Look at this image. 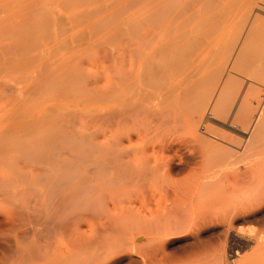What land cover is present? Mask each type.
<instances>
[{
    "label": "bare ground",
    "instance_id": "obj_1",
    "mask_svg": "<svg viewBox=\"0 0 264 264\" xmlns=\"http://www.w3.org/2000/svg\"><path fill=\"white\" fill-rule=\"evenodd\" d=\"M88 1V0H87ZM96 2H89L86 3L87 7H83L84 9H78L76 10V12H74V18L76 19L75 21L77 22V24H75V22H72L74 23L77 27H80L79 25L81 24L82 27H85L83 26L85 23L88 25H90V28L92 30V26L94 27V30H98L99 32H101V30H103L104 34L102 35L101 33L98 34V35H102V38H101V41L99 42L98 40V43L99 44H105V41L106 40H109V41H112V39L114 41H117L118 39L120 40V43L122 47V50L126 48V46H128L125 50L129 52L130 49H133V50H137L139 51V49H141V51L138 52V54H140V52H143L145 51V53L148 51V53L150 54V56L152 55L151 57V64L147 66V60H144L142 61L144 58H143V55H142V58H139L141 57V55L137 56V58H139V64L142 69V75H139L137 76V71H135L136 69L134 68V71H130V75L133 74V72L135 73L134 76L135 77V83L138 79V87L136 86L137 83L134 85L133 81L132 83H130V78L128 75H125L126 76V82H122L121 85L123 86L125 84V87L127 86V93L126 94V98H124V96L121 98L120 95L122 94H119L117 93V95L121 98V101L117 100L118 96H114V95H111V96H114L115 97V100L117 102H114V110H112L111 112L109 111V114L107 115L106 118H114V138H111L109 140L108 139H97V140H85L84 139V136L83 135H80L79 133H82L83 131L81 130H77V128L74 126V128H72V125L69 126L66 125L67 123H70L72 122V120L74 119V116H76L75 114L71 113L70 111L68 112V110H61V111H57V113L55 114V116H52V117H49L51 115H49L48 117V120L52 119L51 122L52 123H49L48 124L46 123V120L45 119H37L39 121H36L34 123H23L24 120L22 121L23 125L19 126V122H14V124H12L10 122V124L12 125H6L7 127H5L3 130L4 131H1L2 133H7L8 131H10L11 129H15L17 128L18 131L20 130V134H23V135H18V136H15L11 139H7L6 136L8 137V135H6L4 137V135H1L0 137V264H4V259L7 258V260L5 259V262L8 261V259L10 258L11 262H7V264H29V262H26L28 260H30V263L33 262H38L41 261L39 264H98L99 260H104V257L106 258V250L108 249L107 251V254L110 253L111 251H109L110 249L112 250V246L116 247V241H118L116 238H118L117 236H120L122 233H123V230L127 227L125 226V224H128L126 221L124 222L125 224H122L123 222L121 220H123L122 218H124L125 215H123L121 213L120 215V221L116 218V214H119L118 212V205L120 206V203L117 204V187L119 186V189H121V186L125 187L126 186V183H129V184H132L131 182H133L132 180H134L133 184L134 187L135 185L137 184L136 182L140 179H145L146 181H150V178L153 179L155 177L156 179V175L158 176V172L156 173V171H159L161 169V167L163 166L164 167V172L165 173H169L171 171H178V172H181V167H180V163L181 162L180 160L177 162L175 160H172V159H166V160H163V161H158V159H154V160H150L149 156L145 155L144 153V146L146 144V142L149 141V135H151V129L155 128V127H159V126H162V125H165V124H173L175 123V126L176 124H179V121H185V125H187L189 128H193V124L195 122V119L200 116L203 108H204V105H205V102L207 100V94L206 95V90H203L201 87L202 85H205L203 82H204V77H203V80L200 78L199 76V70L200 69V63H199V55H200V48L201 46L203 45L202 43L205 42V40L202 42L201 40V35H203V31H202V34H197L196 33L198 32L199 30V27L200 25H202L204 22H206V20L209 22V24L211 26L214 25V28L211 27L212 31L215 29V26H216V29H217V25L221 28L220 31H222L223 33V29L226 28L227 31H229V29L231 28V26H233L234 24V20L236 21V19H234V17H236L237 14H240L239 15V18L241 17V20L242 18L245 17V20L247 18V20L250 18L251 14H247L246 16V13L247 12V9L251 3L252 0H140L139 1H135V0H129V1H126L127 2V6H129L131 4V8H130V14H128L130 19H129V22L127 21V19L125 18L124 21H127L128 23L126 24H120L118 22V12H120L121 10L120 9H114V7H107V5H110L113 3V1L111 0H106V1H103L102 2H97V0H94ZM142 1V2H141ZM70 2V1H69ZM84 2V1H83ZM125 2V1H124ZM125 2V3H126ZM83 3V4H85ZM120 3V1H119ZM123 3V2H122ZM128 3H130L128 5ZM71 4V3H70ZM258 4V3H257ZM66 5V4H65ZM81 4H79L80 6ZM103 5H105L106 7H103ZM121 4H119L120 6ZM136 5V6H135ZM68 6V5H67ZM74 6V5H72ZM78 6V7H79ZM85 6V5H83ZM113 6H118V1L116 3V5H113ZM69 7V6H68ZM66 7V9L68 8ZM76 6V8H78ZM82 8V7H81ZM73 9V8H72ZM256 9L260 12H263L264 13V5H259L256 7ZM42 10V9H41ZM52 10V9H50ZM47 11V10H46ZM45 11V12H46ZM64 11V10H63ZM68 11V10H67ZM73 11V10H72ZM74 11H75V7H74ZM239 12V13H238ZM42 13V12H41ZM68 13H72V12H68ZM66 13V14H68ZM126 13V12H125ZM51 14V13H50ZM47 15V14H46ZM73 13L69 14L70 17H72ZM68 16V17H69ZM238 16V15H237ZM28 17V16H27ZM69 17V18H70ZM128 17V16H127ZM22 18V17H21ZM11 19H14V18H11ZM72 19V18H71ZM121 19V18H119ZM15 20V19H14ZM50 19H48L49 21ZM240 20V21H241ZM246 20V21H247ZM251 20V19H250ZM249 20V21H250ZM19 21V20H18ZM22 21V19H21ZM56 21V20H55ZM74 21V20H72ZM252 21V20H251ZM38 22V21H37ZM45 22V21H44ZM43 22V23H44ZM59 22V21H58ZM85 22V23H84ZM238 22H239V19H238ZM243 22V21H242ZM28 23V22H27ZM32 23V22H31ZM30 23V24H31ZM42 23V22H41ZM46 23V22H45ZM52 23V22H51ZM117 23H119L114 29V25H116ZM237 23V22H236ZM235 23V24H236ZM253 23V22H252ZM13 24V23H11ZM20 24V22H19ZM48 24V23H47ZM245 24V23H244ZM251 24V23H250ZM259 24V23H258ZM41 25V24H40ZM49 25V24H48ZM59 25H61L59 23ZM208 25V24H207ZM206 25V27H207ZM241 25V24H240ZM249 25V24H248ZM260 25V24H259ZM10 26V25H9ZM39 26V24L37 25ZM37 26H35L34 28H36ZM45 26V25H44ZM74 26V25H72ZM204 26V25H203ZM236 26V25H235ZM261 28L256 31L255 33H253L251 31L250 34H252L256 37L260 36L261 39H258L260 42L259 46L256 45V50H257V55H255V58H253V55L255 54V52L250 49V51L252 50L254 53L253 54H250L248 52L249 48L245 46V48L243 50H240L241 49V46H243V44H246L245 42L242 43V45L239 44L238 42V39H236L234 42L231 41V43H229V50H230V53H232V51H234V53L236 52V56L234 58V64L236 67L238 68H248L250 67L249 69H251V67H255V66H260V68L262 69V71H264V20L263 22L261 23ZM17 27V26H16ZM118 27H121V29H119ZM205 27V26H204ZM209 27V25H208ZM229 27V28H228ZM234 27V26H233ZM9 28V27H8ZM86 28V27H85ZM96 28V29H95ZM202 27H200L201 29ZM249 28V27H248ZM256 28V27H255ZM259 28V26L257 25V29ZM5 29V28H4ZM33 29V28H32ZM40 30L42 28H39ZM38 29V30H39ZM58 29V28H57ZM60 29V28H59ZM73 29V28H72ZM78 29V28H76ZM81 29V28H80ZM79 29V30H80ZM89 29V27L87 28ZM124 29H127V30H124ZM215 29V30H216ZM6 30V29H5ZM35 30V29H34ZM39 30V31H40ZM75 30V29H74ZM77 30V31H79ZM93 30V31H94ZM207 31H205V28H204V34H208V30L209 29H206ZM219 30V29H218ZM216 30V31H218ZM233 30V28H232ZM248 30V29H247ZM201 31V30H199ZM211 31V30H210ZM220 31H218L219 34ZM227 31H225V33H227ZM241 31V30H240ZM239 31V33H240ZM3 32V31H2ZM5 32V31H4ZM31 32V31H30ZM32 32H35L36 33V30L35 31H32ZM73 32V31H72ZM72 32H71V36H72ZM90 34L92 31H90ZM96 32V31H95ZM234 32V30H233ZM250 32V31H249ZM6 33V32H5ZM20 33V32H19ZM26 33V32H25ZM40 33V32H39ZM38 33V34H39ZM45 33V32H44ZM94 33V32H93ZM92 33V34H93ZM217 33V32H216ZM217 33V34H218ZM223 33V34H225ZM238 33V34H239ZM13 34V33H12ZM37 34V35H38ZM42 34V33H41ZM47 34V31L46 33ZM64 38L63 40H68V38L70 37V34L67 33V32H64ZM75 34V33H73ZM81 34H82V31H81ZM87 34V33H86ZM89 34V35H90ZM210 34V33H209ZM213 34V33H212ZM230 34V33H229ZM228 34V35H229ZM232 34V33H231ZM249 34V33H248ZM27 35L29 36V31L27 32ZM49 35V34H48ZM47 35V36H48ZM95 35V34H94ZM96 34V36H98ZM234 35V34H233ZM1 36V35H0ZM13 36V35H12ZM31 36V34H30ZM29 36V37H30ZM41 36V35H40ZM44 36V34L42 35ZM83 36V34H82ZM91 36V35H90ZM199 36L200 37V43L198 41L197 37ZM205 36V35H203ZM218 36V35H217ZM221 36V35H220ZM223 36V35H222ZM231 36V35H230ZM251 36V35H250ZM10 37V36H9ZM32 37V36H31ZM61 37V36H59ZM76 37V36H75ZM79 37V36H78ZM86 37V36H85ZM83 37V38H85ZM99 37V36H98ZM129 37V41H125V43H128L127 45L124 44L125 46H123V39L124 38H128ZM210 37V36H209ZM213 37V36H211ZM252 37V36H251ZM259 37V38H260ZM17 37H15V41L18 43V46L14 47L15 49L18 48L20 45L19 43L21 42V39L19 40V42L16 40ZM46 38V37H45ZM62 38V37H61ZM73 38V37H72ZM82 38V37H81ZM92 38H93V35H92ZM92 38H89L90 40ZM95 38V37H94ZM224 39V37H222ZM254 38V37H253ZM2 39V38H1ZM44 39V38H43ZM52 39V38H51ZM87 39V37H86ZM117 39V40H115ZM122 39V40H121ZM208 39V38H207ZM250 39V37H249ZM252 39V38H251ZM256 39V38H255ZM37 42H38V39H36ZM49 40V39H48ZM85 40V39H84ZM96 40V39H95ZM96 40V41H97ZM118 40V41H119ZM228 40V39H227ZM58 41V40H57ZM61 41V39H60ZM65 41H63L65 43ZM78 41V40H77ZM76 41V42H77ZM214 41V39L212 40ZM25 42H26V39H25ZM23 42V43H25ZM34 42V41H33ZM59 42V41H58ZM79 42V41H78ZM88 42V41H87ZM132 42V43H131ZM147 42V43H146ZM208 42V41H207ZM206 42V43H207ZM218 42V40H217ZM35 43V42H34ZM39 43V42H38ZM49 43V42H48ZM82 43V42H81ZM107 43V42H106ZM115 43V42H114ZM112 42V46H116ZM119 43V44H120ZM145 43V44H144ZM241 43V42H240ZM36 44V43H35ZM41 44V43H40ZM53 44V43H52ZM58 44V43H57ZM61 44V43H60ZM67 46L69 45L67 42L62 46ZM109 44V43H108ZM118 44V43H117ZM135 44V46H134ZM144 44V45H143ZM151 45V46H148V45ZM202 44V45H201ZM219 44V43H217ZM256 44V43H254ZM253 44V45H254ZM3 45V44H2ZM15 44L11 45V48H13L12 46H14ZM23 45V44H22ZM21 45V46H22ZM111 45V44H110ZM205 45V44H204ZM204 45L202 47H204ZM210 45V44H209ZM212 45V44H211ZM240 45V47H239ZM252 45V46H253ZM5 46V45H4ZM26 45H24V48H25ZM39 46V45H38ZM53 46V45H52ZM58 46V45H57ZM68 49H70L71 45L69 47H67ZM73 46V44H72ZM76 46V43L75 45ZM71 47L70 50H61V51H67L68 53L70 52L71 54H74L75 51H72L74 48ZM77 46H80V43L79 45L77 44ZM109 46V45H107ZM119 50H121V47ZM133 46V48H132ZM144 46H148L147 49L146 47ZM10 47V46H9ZM29 47V46H28ZM88 47V46H87ZM91 49H92V45L90 46ZM89 47V48H90ZM96 47V46H95ZM102 47V46H101ZM111 47V46H110ZM124 47V48H123ZM137 47H139V49H137ZM143 47L145 48L144 51H142ZM238 47L240 49H238ZM251 47V46H250ZM8 47L4 48V50L6 51ZM13 48V50H14ZM36 48V47H35ZM33 49L34 51L36 49ZM46 48V47H45ZM84 48V46H83ZM104 48V47H103ZM102 48V49H103ZM117 48V47H116ZM129 48V49H128ZM136 48V49H134ZM220 48V47H219ZM2 49V48H1ZM10 49V48H9ZM7 50V52H11L10 50ZM28 49V48H27ZM65 49V48H64ZM88 49V48H87ZM95 49V48H93ZM101 49V48H100ZM150 49V50H149ZM202 49V48H201ZM238 49V51H237ZM32 49H30L28 52H33ZM46 50V49H45ZM90 50V49H89ZM96 50V49H95ZM147 50V51H146ZM3 51V53L5 52ZM50 51V50H49ZM86 51V50H84ZM98 51V49H97ZM104 52H106L105 50H103ZM110 51V50H109ZM135 51V52H137ZM150 51V52H149ZM227 51V50H226ZM251 51V52H252ZM16 52V50H15ZM20 51L16 52V53H19ZM27 52V54H28ZM37 52V51H35ZM40 52V51H39ZM52 52V51H51ZM59 52V51H58ZM78 52V51H77ZM76 52V53H77ZM80 52V51H79ZM128 52H125L124 50L121 52V53H127ZM135 52H132V50L129 52L130 53H135ZM6 53V52H5ZM14 53V51H13ZM42 53V52H40ZM50 53V52H49ZM67 53V54H68ZM75 53V54H76ZM82 53V51L80 52ZM89 53V52H88ZM147 53V54H148ZM12 54V53H11ZM9 53V55H11ZM21 54V53H20ZM26 54V53H24ZM26 54V55H27ZM34 54V52H33ZM43 54V53H42ZM66 54V53H65ZM66 54V55H67ZM70 54V55H71ZM78 54V53H77ZM84 54V53H83ZM86 54V53H85ZM113 54V53H112ZM123 54H121L123 56ZM142 54V53H141ZM146 54V55H147ZM210 54V53H209ZM233 54V53H232ZM8 55V54H7ZM19 55V54H18ZM23 55V54H22ZM47 55V54H46ZM56 55V54H55ZM60 55V54H59ZM68 56V58L72 57L71 56ZM80 55V54H79ZM91 54H89L90 56ZM106 55V54H105ZM108 55V54H107ZM119 55V54H118ZM120 55V56H121ZM125 55V56H126ZM135 55V54H134ZM252 55V57H251ZM12 56V55H11ZM25 56V55H24ZM29 56V55H28ZM27 56V57H28ZM32 56V55H31ZM40 56V55H39ZM87 56V57H89ZM99 56V55H98ZM102 56V55H100ZM110 56V55H109ZM211 56V55H210ZM209 56V57H210ZM223 56V55H222ZM234 56V55H233ZM42 57V55H41ZM55 57H58V56H55ZM75 57V56H74ZM85 57V55H84ZM104 57V56H103ZM2 58V57H1ZM20 58V57H19ZM18 58V61H20ZM22 58V57H21ZM26 58V57H25ZM32 58V57H31ZM30 58V61H32V59ZM38 58V57H37ZM40 58V57H39ZM51 58V57H50ZM64 58V57H62ZM61 58V59H62ZM77 58V57H76ZM222 58V57H221ZM227 58V57H226ZM12 59V57H11ZM13 59L14 56H13ZM17 59V57H16ZM36 59V58H35ZM58 59V58H57ZM56 59V60H57ZM71 59V58H70ZM73 59V58H72ZM92 59V58H91ZM140 59H142L140 61ZM224 59V58H223ZM46 59L44 58V61ZM78 60V59H77ZM76 60V61H77ZM122 60V59H120ZM208 60V59H207ZM217 60V58H216ZM11 61V60H10ZM22 61H23V58H22ZM24 61H26L24 59ZM49 61V60H47ZM47 61L45 62L46 63V66H47ZM63 61V60H62ZM65 61V60H64ZM70 61V60H69ZM68 61V62H69ZM73 61V60H72ZM95 61V60H94ZM211 61V60H210ZM12 62V61H11ZM16 62V60H15ZM15 62H12V64H14ZM67 62V60H66ZM65 64H68V62ZM118 62V61H116ZM145 62V63H143ZM202 62V61H201ZM19 64H23L25 62H17ZM28 64V67L30 66L29 65V62L27 61ZM33 62H31L32 64ZM35 63V61H34ZM37 63V61H36ZM44 63V62H43ZM50 63V62H49ZM61 63V66H64L62 65L63 63L58 61V64ZM105 63V62H104ZM214 63V62H213ZM221 63V62H220ZM219 63V64H220ZM11 64V63H10ZM53 64V63H52ZM56 64V65H58ZM75 64H77V62H75ZM73 64V66L75 65ZM118 64V63H117ZM146 67H145V65ZM205 64H206V61H205ZM212 64V63H211ZM223 64V63H222ZM24 65V64H23ZM22 65V66H23ZM25 65V66H26ZM39 65V63H38ZM70 64H68L69 66ZM77 66V65H76ZM75 66V67H76ZM113 66V64H112ZM207 66V65H206ZM2 67V66H1ZM19 67V66H18ZM17 67V68H18ZM35 67V66H34ZM39 67V66H38ZM44 67V65H43ZM42 67V68H43ZM50 67L51 64H50ZM65 68L66 65L64 66ZM94 67V66H93ZM119 67V66H118ZM150 67V68H149ZM22 67H20V70H21ZM24 68V67H23ZM27 68V66H26ZM26 68H24L25 72L26 73ZM48 68V66H47ZM58 68V71L62 68H60V65L57 67ZM137 68V67H136ZM204 68H206L204 66ZM7 69V68H6ZM12 69V67H11ZM15 69V68H14ZM30 69V68H29ZM44 69V68H43ZM52 69V68H50ZM55 68L53 67V70ZM144 69V70H143ZM146 69V70H145ZM212 69V68H211ZM23 70V69H22ZM40 70V72L42 71V73L44 72L41 68L38 69V71ZM65 70L64 71V74H69V73H65L67 72L68 70L70 71L69 68L67 69H63ZM62 70V72H63ZM67 70V71H66ZM75 70H77V68H75ZM133 70V69H132ZM148 70V71H147ZM213 70V69H212ZM242 70V69H241ZM252 70V69H251ZM18 71V70H17ZM29 71V70H27ZM37 71V72H38ZM47 71H50L49 69ZM61 71V70H60ZM59 71V72H60ZM122 71V70H121ZM218 70H216L215 72L217 73ZM20 72V71H19ZM23 72V71H21ZM53 72V71H52ZM51 72V73H52ZM55 72V71H54ZM111 72V71H110ZM207 72V71H206ZM210 72V71H209ZM220 74H221V71H219ZM11 73V72H9ZM35 73V72H34ZM33 73V74H34ZM78 73V72H77ZM115 73V72H114ZM132 73V74H131ZM17 74V73H16ZM21 74V73H20ZM19 74V75H20ZM28 73H26L25 75H27ZM31 74V72H30ZM71 74V73H70ZM69 74V76H70ZM76 74V73H75ZM212 75V73H210ZM219 74V75H220ZM227 74V73H226ZM23 75V73H22ZM46 75H50V73H47ZM58 75V74H56ZM61 75L60 77L58 76V78H62L64 75H62L61 73L59 74ZM66 75L64 76V78H62L63 80L67 79L65 78ZM81 75V73L79 74ZM86 75V74H84ZM93 75V73H92ZM95 75V74H94ZM123 75V74H122ZM121 77H124L125 79V76H122ZM203 75V74H202ZM208 75V74H207ZM215 75V73H214ZM213 75V76H214ZM222 75V74H221ZM51 76H53L51 74ZM71 76H74L75 75H71ZM90 76V75H89ZM111 76V75H110ZM118 76V74L116 75ZM120 76V75H119ZM127 76L129 78V80H127ZM131 76V78L133 79V77ZM227 76V75H226ZM20 78L21 77H26V76H19ZM29 77V76H28ZM32 77V76H30ZM37 77V76H36ZM41 77V76H40ZM48 77V76H47ZM55 77V76H54ZM57 77V76H56ZM78 77V75H77ZM75 77V78H77ZM95 76H93L94 78ZM211 77V76H209ZM43 78V77H42ZM71 79V77H69ZM73 78V77H72ZM79 78V77H78ZM92 78V77H91ZM234 78V77H233ZM236 78V76H235ZM25 79V78H24ZM28 79V78H27ZM41 78H39L38 80H40ZM56 79V78H55ZM80 81L82 82V86L83 84H89L88 82H85V79L84 81H82L83 77L81 76V78H79ZM114 79V78H113ZM115 79H120V77L116 78ZM17 80V79H16ZM31 80V78H30ZM42 80V79H41ZM46 82H47V79H45ZM58 80V79H57ZM62 80V81H63ZM96 80V79H95ZM206 80V79H205ZM228 80V79H227ZM230 80V79H229ZM20 81V80H19ZM34 81V80H33ZM37 81V80H36ZM53 81V80H52ZM59 81V80H58ZM61 81V82H62ZM67 81L69 82L70 80L67 79ZM71 81H74V79H72ZM77 81V80H76ZM75 81V83H76ZM79 81V82H80ZM86 81H89V80H86ZM105 81V80H104ZM117 81V80H116ZM114 81V83L116 82ZM120 81V80H119ZM129 82L130 85H127V83ZM203 81V82H202ZM226 81V80H225ZM240 81V80H239ZM13 82V81H12ZM17 82V81H16ZM15 82V83H16ZM25 82V81H24ZM43 82V81H42ZM55 82V81H53ZM64 82V81H63ZM62 82V84H63ZM78 82V81H77ZM112 82V81H111ZM118 82V81H117ZM224 82V81H223ZM1 83V82H0ZM14 83V84H15ZM22 83V81H21ZM20 83V85H21ZM40 83V82H39ZM45 84V82H43ZM67 83V82H66ZM70 83V82H69ZM74 83V82H72ZM74 83V84H75ZM95 83V82H94ZM124 83V84H123ZM208 83V82H207ZM211 83V82H210ZM225 83V82H224ZM232 83V82H231ZM2 84V83H1ZM4 84V83H3ZM12 84V85H14ZM17 84V83H16ZM15 84V85H16ZM33 84V82H32ZM38 84V83H37ZM41 84V83H40ZM73 84V85H74ZM111 84V83H110ZM109 84V85H110ZM113 84V82H112ZM132 84V85H131ZM223 84V83H222ZM229 84V83H228ZM10 85V84H8ZM11 85V86H12ZM24 85V84H22ZM30 85V84H29ZM27 86V89H30L31 87L30 86ZM48 85V83H47ZM51 85V84H50ZM66 84H64L63 88L65 87ZM68 85V84H67ZM66 85V86H67ZM72 85V84H71ZM71 85L69 84L68 85V88L70 89L71 88ZM72 85V86H73ZM76 85L80 86V84L76 83ZM75 85V86H76ZM91 85V84H90ZM93 85V84H92ZM120 85V86H121ZM213 85V84H212ZM5 86V85H4ZM7 86V84H6ZM42 86V84H41ZM81 86V87H82ZM88 87V85H85ZM113 86V85H112ZM115 86L117 87V85L115 84ZM131 86V87H130ZM230 86V85H229ZM10 87V86H9ZM8 87V88H9ZM20 87H23V86H20ZM30 87V88H29ZM33 87V86H32ZM48 87V86H47ZM46 87V88H47ZM55 87V86H54ZM80 87V88H81ZM131 89H130V88ZM138 91V89H144L145 87L148 89V91L145 89L143 90V92H136L134 93V90H133V95L135 96L134 100H130V98L133 99V95L132 93H130L129 91H132V89H134ZM212 87V86H211ZM222 87V86H221ZM224 87V86H223ZM236 87V86H235ZM1 88V87H0ZM19 88V86H18ZM16 89V90H19V89ZM56 88V87H55ZM58 88L61 89V87L59 86ZM73 88V87H72ZM78 88V87H76ZM75 88V89H76ZM84 88V87H82ZM81 88V90H82ZM89 88V87H88ZM108 88V87H107ZM12 89L13 91V88H10ZM24 89V88H23ZM26 90V93H28L27 91L29 90ZM35 89H37L35 87ZM39 89V88H38ZM41 89V88H40ZM45 89V87L43 88V90ZM49 89V88H48ZM52 88H50L51 90ZM58 89V90H60ZM87 88H84V90H86ZM111 89V88H110ZM114 89L116 90L117 88L114 87ZM119 90H122V91H126V88H123V89H120V87H118ZM208 89V88H206ZM230 89V88H229ZM232 90H234L233 88H231ZM236 89V88H235ZM6 90V89H5ZM8 90V89H7ZM24 90V91H25ZM47 90V89H46ZM45 90V91H46ZM62 90V89H61ZM67 90V89H66ZM73 90V89H71ZM77 90V89H76ZM79 90V89H78ZM77 92H80V93H83V91L81 92L80 90ZM88 90V89H87ZM86 90V91H87ZM101 90V89H100ZM99 90V91H100ZM104 90V89H103ZM109 89L105 90V91H108ZM211 90V89H209ZM227 90V89H226ZM3 91V89H2ZM22 91V90H21ZM21 91H14V92H19L17 93L18 95L22 94ZM32 91V89L30 90ZM34 91V90H33ZM69 91V90H68ZM67 91V92H68ZM91 91V90H89ZM96 91V89H95ZM223 91V90H222ZM4 92V91H3ZM21 92V93H20ZM50 92V91H49ZM53 92V91H52ZM76 92V91H75ZM85 92V91H84ZM115 92V91H113ZM157 93V94H154L155 95V99L157 100L158 99V102L160 103V100L163 101L164 99V104H166V107H165V113L164 114H157V117L159 115V117L157 118L156 113H153L152 111L155 110V109H152L150 110L151 108V104L147 103V102H151V100L147 101V97L149 96V98L152 99L153 101V98L150 96V94L148 93ZM209 92V91H208ZM230 92V91H229ZM226 93V94H229ZM7 93V92H6ZM5 93V94H6ZM12 92H10L11 94ZM24 93V92H23ZM31 93V92H30ZM29 93V94H30ZM51 93V92H50ZM61 91L58 93L60 94ZM66 93V91H65ZM64 93V94H65ZM73 93V91H72ZM88 93V92H87ZM96 93V92H95ZM93 93V94H95ZM100 93V92H99ZM111 93V92H110ZM116 93V92H115ZM129 93V94H128ZM16 94V93H15ZM14 94V95H15ZM16 94V95H17ZM49 94V93H48ZM63 94V93H62ZM63 94V96H64ZM78 94V93H77ZM84 94V93H83ZM86 94V93H85ZM105 94V93H104ZM109 94V93H108ZM113 94V93H112ZM128 94V95H127ZM137 94V96H136ZM160 97H159V95ZM221 94V92H220ZM232 94V93H231ZM2 95V94H1ZM15 95V96H16ZM23 95V94H22ZM52 96L54 95V92L51 94ZM57 95V94H55ZM76 95V93H75ZM82 95V94H80ZM89 96V93L86 94ZM90 95H92L90 93ZM132 95V96H131ZM152 95V96H154ZM158 95V96H157ZM14 96V97H15ZM26 96H29V95H26ZM30 96L32 97L33 95L30 94ZM50 96V95H49ZM51 96V97H52ZM62 96V95H61ZM70 96L71 93H70ZM74 96V95H73ZM97 96V94H96ZM95 96V97H96ZM129 96V97H127ZM211 96V95H210ZM225 96V95H224ZM228 96V95H227ZM25 97V96H23ZM50 97V98H51ZM69 97V96H68ZM77 97H79V94L77 95ZM83 97V96H82ZM101 97V95H100ZM222 97V96H221ZM231 97V96H230ZM233 97V96H232ZM22 98V97H21ZM29 98V97H28ZM33 98V97H32ZM57 98H60L56 97ZM62 98V97H61ZM84 98V97H83ZM90 98H94L93 96H91ZM218 98V97H216ZM223 98V97H222ZM229 98V97H228ZM11 99V98H10ZM24 99V98H23ZM27 99V98H26ZM37 99V98H36ZM35 99V103H37V100ZM78 99V98H77ZM81 99V98H80ZM96 99V98H95ZM99 99V97H98ZM125 99V100H124ZM129 99V100H127ZM220 99V97L218 98ZM22 100V99H20ZM25 100V99H24ZM48 102L50 101V99H48ZM46 100V101H47ZM68 100V98H67ZM71 100L73 101V97L71 98ZM85 100V98H84ZM92 100V99H90ZM146 100V101H145ZM209 100V99H208ZM208 100H207V103H208ZM217 100V99H216ZM230 100V99H229ZM233 100V99H232ZM244 100V99H243ZM13 101V98L11 99V102ZM29 101V100H28ZM51 101H53V99H51ZM83 101V99L81 100ZM89 101V99H88ZM93 101V100H92ZM91 101V102H92ZM96 101V100H95ZM112 101V100H111ZM155 101V100H154ZM222 101V100H221ZM34 102V100H33ZM42 102V101H40ZM70 102V101H69ZM76 102V101H75ZM90 102V101H89ZM90 102V103H91ZM94 102V101H93ZM98 102V101H97ZM95 102V103H97ZM217 102V101H216ZM229 102V101H228ZM16 105H17V102H15ZM34 103V105H35ZM83 103V102H82ZM87 103V102H86ZM89 103V104H90ZM112 103V102H111ZM153 103V102H152ZM163 102H161L162 104ZM233 103V102H232ZM21 104V103H20ZM24 104V103H23ZM41 104V103H39ZM59 104V103H58ZM85 104V102L83 103ZM148 104L150 106H148ZM14 105V104H12ZM62 105V104H61ZM87 105V104H85ZM93 105V104H92ZM23 106V105H22ZM59 106L60 108V105H55V107ZM77 106V105H76ZM95 106V105H94ZM3 107V105H2ZM12 107V106H11ZM15 107H18V106H15ZM25 107V106H24ZM28 107V106H27ZM47 109H48V106H46ZM45 107V108H46ZM51 107V106H49ZM55 107L54 108H51L52 110H55ZM88 107V106H87ZM156 107V106H155ZM161 109L160 110H163L162 107L163 105H160ZM159 107V108H160ZM20 108V107H19ZM38 108V107H37ZM58 108V107H57ZM86 108V107H84ZM90 110L92 109L91 106L89 107ZM218 108V107H217ZM251 108V106H250ZM14 109V108H13ZM24 109V108H23ZM27 108H25L24 110H26ZM28 109H31V105H30V108ZM33 109V108H32ZM50 109V110H51ZM63 109V108H62ZM94 109V108H93ZM158 109V108H157ZM219 109V108H218ZM18 110V109H16ZM22 110V109H21ZM23 110V111H24ZM58 110V109H57ZM74 110V109H73ZM105 110V109H104ZM107 110V109H106ZM109 110V109H108ZM222 110V108H221ZM220 110V111H221ZM257 110V109H256ZM20 111V110H19ZM32 110H30L31 112ZM49 111V109H48ZM75 113L77 110H74ZM82 111V110H81ZM80 111V112H81ZM86 112V110L84 109L83 112ZM157 111V110H156ZM155 111V112H156ZM223 111V110H222ZM247 111V110H246ZM251 111V110H250ZM255 111V110H254ZM9 112V111H8ZM14 112V111H13ZM16 112V111H15ZM28 112V111H27ZM26 112V113H27ZM46 112V111H44ZM56 112V111H55ZM84 112V113H85ZM93 112V111H92ZM103 112V111H102ZM158 112V111H157ZM219 112V111H218ZM238 112V111H237ZM12 113V112H10ZM25 113V112H23ZM29 113V112H28ZM28 113H27V116H28ZM47 113V112H46ZM45 113V114H46ZM90 113V112H89ZM88 111L87 113L85 114H89ZM106 113V112H105ZM9 114V113H8ZM7 114V117H9ZM16 114L15 116H17V113H14ZM22 114V113H21ZM21 114H19L20 116L19 117H22ZM44 114V113H42ZM48 114V113H47ZM77 114H79V112L77 111ZM98 114V113H97ZM10 115V114H9ZM13 115V114H12ZM11 115V116H12ZM23 116H25L26 114H22ZM82 115V114H81ZM89 115H92V114H89ZM95 115V114H94ZM30 116V115H29ZM28 116V117H29ZM47 116V115H45ZM87 116V115H85ZM93 116V115H92ZM97 116V115H96ZM95 116V117H96ZM3 117V116H1ZM0 117V121H2L3 119ZM4 117H6L4 115ZM6 117V118H7ZM33 117V115H32ZM88 117V116H87ZM85 117V118H87ZM91 117V116H90ZM89 117V118H90ZM241 117V116H240ZM26 118V117H25ZM34 118V117H33ZM98 118V117H97ZM195 118V119H194ZM10 119V118H9ZM12 119V118H11ZM10 119V121H11ZM30 119V118H28ZM5 120V118H4ZM14 121V119H12ZM47 120V121H48ZM76 120V119H74ZM94 119L92 118V121ZM98 120V119H97ZM96 120V121H97ZM104 120V119H103ZM112 120V119H111ZM248 120V118H247ZM260 120V119H259ZM258 120V121H259ZM18 121V120H17ZM34 121V120H33ZM45 121V122H44ZM91 121V123H92ZM100 121H102V119H100ZM98 121V123L100 122ZM256 121L255 125L254 126V130H252V132L250 134H252V136L250 137V141L252 144V141H257V138H258V135L256 134L257 130H261L264 125V121H260L258 122ZM4 122V121H3ZM42 122L46 123L47 124V128L45 130V126L44 128L41 126L42 125ZM55 124H54V123ZM87 122V121H86ZM90 122V121H88ZM107 122V121H106ZM110 122V121H109ZM178 122V123H176ZM5 123V122H4ZM54 125V126H50V128H48L49 125ZM100 124V123H99ZM98 124V125H99ZM3 125V124H2ZM66 125V126H65ZM109 125V124H108ZM112 125V123H111ZM184 125V124H183ZM244 125V124H243ZM1 126V124H0ZM86 126V125H85ZM104 126V124H103ZM187 126H185L187 128ZM42 127V128H40ZM79 127V126H78ZM174 127V126H173ZM182 127V126H181ZM261 127V129H260ZM37 128L39 129H42L44 130V134H39L38 136L37 135H32L31 132H33L34 130H37ZM76 128V129H75ZM81 128V127H80ZM160 128H163L164 129V126L160 127ZM190 128V129H191ZM245 128V127H244ZM1 129V128H0ZM16 129V130H17ZM71 129H73L71 132H69ZM82 129V128H81ZM184 129V127H183ZM188 129V128H187ZM190 129H189V132H190ZM76 132H75V131ZM155 131V129H153ZM152 130V131H153ZM157 130V129H156ZM161 130V129H160ZM180 130V129H178ZM192 130V129H191ZM210 130V129H209ZM13 131V130H11ZM31 131V132H30ZM67 131V132H66ZM153 131V132H154ZM14 132V131H13ZM42 132V131H41ZM69 132V133H68ZM157 133L159 132V129L158 131H156ZM260 132V131H259ZM15 133V132H14ZM39 133V132H38ZM156 133V134H157ZM213 133V132H212ZM12 134V133H11ZM17 134V132H16ZM31 134V135H30ZM86 134V133H84ZM95 137V135H93ZM165 136V135H164ZM186 136V134H185ZM8 137V138H9ZM203 136H201L202 138ZM263 137V136H262ZM98 138V136L96 137ZM7 139V140H5ZM188 139V138H187ZM260 140V139H259ZM202 141V140H201ZM225 141V140H224ZM248 140V142H250ZM258 143V142H256ZM193 144V142H192ZM259 144V143H258ZM203 145V143H202ZM207 145V144H206ZM246 145V143H245ZM247 145H249L247 143ZM252 145H255V144H252ZM114 146L116 148V152H117V156L116 154L114 155ZM182 146V145H181ZM208 146V145H207ZM256 146V145H255ZM131 147H137V148H142L140 150H137L138 152L135 153L133 156V158L130 160L128 159L127 161H123V158L122 156L125 155V149H130ZM209 147V146H208ZM261 147V145H260ZM205 148V147H204ZM226 149V148H224ZM246 149V148H244ZM167 150V149H166ZM208 150V149H207ZM127 151V150H126ZM201 151V150H200ZM203 151V150H202ZM260 151V150H259ZM115 152V153H116ZM191 152V151H190ZM92 153H99L97 155H100L101 158L99 159H93V157H91V154ZM162 153V152H161ZM172 154V151L170 152ZM169 153V154H170ZM139 154V155H137ZM191 154V153H190ZM198 154V153H197ZM202 154V153H201ZM208 154V153H207ZM214 155V154H213ZM227 155V154H226ZM94 156V154H93ZM200 156V155H199ZM208 156V155H207ZM205 156V157H207ZM228 156V155H227ZM250 156V155H249ZM209 157V156H208ZM226 157V156H225ZM210 158V157H209ZM217 158V157H216ZM165 159V158H164ZM207 159V158H206ZM135 161V163L137 162V160H142V161H145V165L146 166H143V167H132L130 164V161ZM214 160V159H213ZM212 160V161H213ZM220 160V159H219ZM248 160V159H247ZM261 160V159H260ZM208 161V159H207ZM222 161V160H221ZM226 161V160H225ZM134 163V164H135ZM141 163V161H140ZM209 163V162H207ZM221 163V162H220ZM210 164V163H209ZM216 164V163H214ZM213 165V164H212ZM264 164L260 163V166L263 167ZM184 166V164H183ZM211 168V167H210ZM214 168V166H213ZM255 169V168H254ZM183 170V169H182ZM208 170V168H207ZM216 170V169H215ZM263 170L264 168L260 169V171L262 172V175L264 174L263 173ZM177 172V173H178ZM254 172V171H253ZM261 175V174H260ZM160 176V175H159ZM190 176V179L194 176L192 175H188ZM192 176V177H191ZM198 177V175H196ZM264 176V175H263ZM262 176V177H263ZM161 177V176H160ZM158 177V178H160ZM197 177H195V180L197 179ZM207 177V176H205ZM204 177V178H205ZM157 178V179H158ZM200 178V177H199ZM162 179V178H161ZM194 180V178H193ZM131 181V182H129ZM136 181V182H135ZM159 181V180H158ZM157 181V182H158ZM190 181V180H189ZM199 181V180H198ZM197 181V182H198ZM209 181V180H208ZM157 182L155 181V185H157ZM162 181H160L159 183H161ZM185 182V181H184ZM206 182V181H205ZM211 185V181H209ZM145 183V182H144ZM154 183V181H153ZM193 185L196 184V181H192ZM189 184L190 186L192 185ZM201 183V182H200ZM204 183V182H203ZM201 183V184H203ZM125 184V185H124ZM129 184H127L129 186ZM139 184V183H138ZM138 184L136 185V187L138 186ZM150 184V182H149ZM187 184V182H186ZM184 184V185H186ZM247 184L246 183V186L245 188L249 191V190H253L254 187H256L255 183L253 182V187H250L251 185V182L250 184H248L249 186L247 187ZM131 185V187H132ZM165 185V184H164ZM183 185V184H182ZM193 185L191 187L187 186H184L183 188L181 187V190L179 189V185H178V189L181 191V194L183 192L182 195H186L189 190L193 189ZM232 185V184H230ZM241 184L238 185V188H235V186L233 185V192H239L238 194L234 193L237 195V200L239 199V197L242 196V194L244 193L243 192V186L240 187ZM261 185V184H260ZM127 186V187H128ZM202 186V185H201ZM205 186V183L203 184V187ZM207 186V184H206ZM212 186V185H211ZM216 186V185H215ZM126 187V188H127ZM130 187V186H129ZM133 189H137V188H134ZM140 187V185H139ZM174 187V186H173ZM196 187H197V184H196ZM202 188V190L204 189V191L206 190V192H204V194L200 193L199 195H204V196H200L202 200V198H205L203 199L204 201L206 200V196H207V199L208 198H211V196H208V192H209V195H211V193H217L215 192L216 190H218V192L222 189V187H220L221 189H214V191L211 192L208 190L207 192V187L205 189V187ZM257 187L261 188L263 186H259L257 185ZM125 188V189H126ZM161 188V187H160ZM175 188H177L175 186ZM174 188V189H175ZM219 188V187H218ZM225 188V187H224ZM123 189V188H122ZM163 189V188H161ZM159 189V190H161ZM169 189V188H168ZM264 189V188H262ZM261 189V191H263ZM132 190V189H131ZM178 190V191H179ZM190 190V191H191ZM198 190V189H196ZM225 190V189H224ZM224 190H221L220 192V195L223 197L225 196H229L230 193L229 190L226 188V191ZM252 190L249 191L251 194H252ZM260 191V189H258ZM165 191V189L163 190ZM177 191V192H178ZM195 191V190H194ZM201 191V190H200ZM242 191V193L240 192ZM248 191H246V193H248ZM259 191H257V194H259ZM260 191V194L262 193ZM120 192V191H119ZM223 192V193H222ZM225 192V193H224ZM264 192V191H263ZM173 194V192H171ZM206 193V194H205ZM226 193H229L228 195H226ZM122 196L124 195V193L122 192L121 193ZM138 194V193H137ZM165 194V193H164ZM169 196H172L170 194V192L168 193ZM181 194L179 192V195L181 197ZM189 194V193H188ZM212 194V197L213 195ZM218 194V193H217ZM241 194V196H239ZM253 194H254V191H253ZM258 195V197L260 198V196H264V195ZM166 195V194H165ZM216 195V194H215ZM214 195V196H215ZM235 195V197H236ZM248 195H250L248 193ZM255 195V194H254ZM139 196V194H138ZM167 196V195H166ZM174 196H177V195H174ZM220 196V197H221ZM232 196V195H231ZM246 196V195H245ZM245 196L241 197L243 198V200L247 201L248 199L245 198ZM253 195H251L250 197L252 198ZM168 197V196H167ZM165 197V199L167 198ZM184 196H182L183 198ZM185 197H191L190 195H187ZM184 197V198H185ZM217 197V196H216ZM222 197V198H223ZM234 197V196H233ZM249 197V196H248ZM247 197V198H248ZM249 197V202L247 201V205L249 206L250 204V201L253 200V198L251 199ZM254 197V196H253ZM124 198V197H123ZM122 198V200H123ZM178 198V196H177ZM245 198V199H244ZM256 198V201L257 203L259 204L260 202H258V198L255 196ZM109 199H112L114 200V207L111 205V208H108V200ZM198 199V198H197ZM220 199V198H219ZM229 201L232 202L233 199H231L229 197ZM264 199V198H263ZM119 201V202H124V201ZM168 200H174L170 197H168ZM188 200V199H187ZM186 200V201H187ZM199 200V199H198ZM202 200L203 204H204V201ZM212 200V199H211ZM214 200H216V198H214ZM221 200V199H220ZM223 200V199H222ZM221 200V201H222ZM226 200V199H224ZM228 200V199H227ZM226 200V201H227ZM236 200V199H235ZM240 200V199H239ZM255 200V199H254ZM253 200V201H254ZM261 200V199H260ZM259 200V201H260ZM163 201V199H162ZM178 203L177 200H174ZM181 201V199H180ZM179 201V202H180ZM217 201V200H216ZM225 201V202H226ZM227 201L225 204L222 202H219L221 204H219L220 206L216 205L217 207L215 206H210V209H208V213L204 211V213L208 214V218H214V219H221L223 216H227V214H230V210L232 209V207L234 208L237 204H239L238 202H234L233 204L235 205H230V202ZM242 201V200H240ZM243 201L244 203V206L241 204V207H239L238 205L236 207H238L239 209H236L238 210H243L241 212H239L238 214H234V210L232 209V213L233 215H229V222L228 220L226 221V224L227 222L231 225V223L237 221L238 219L240 218H243V214L245 213H250L248 206L245 204V202ZM252 201V203H253ZM183 201H181V204H182ZM198 202V201H197ZM197 202L195 205H197ZM200 202V201H199ZM208 202L210 203V200H208ZM214 202V205H215V201ZM212 202V203H213ZM261 202H264V200H262ZM150 203V202H149ZM173 203V202H172ZM185 203V202H184ZM206 203V202H205ZM251 203V204H252ZM255 203V202H254ZM252 204L255 206V204ZM179 204V206L181 205ZM217 204V203H216ZM224 206H223V205ZM227 204H229L230 206L227 208ZM170 205V204H169ZM187 206V203L185 204ZM200 205V204H199ZM213 205V204H212ZM227 205V206H226ZM264 205V203H263ZM176 206H178L176 204ZM184 206V204H183ZM185 206V207H186ZM191 206V205H190ZM208 208H209V204H207ZM223 206V207H222ZM226 206V207H225ZM232 206V207H231ZM247 206V207H246ZM252 206V207H254ZM257 206V204H256ZM173 207V206H172ZM188 207L186 209H182V210H188ZM198 207V206H197ZM203 207V205H202ZM201 207V208H202ZM205 207H206V204H205ZM204 207V208H205ZM215 207V208H214ZM219 207V208H218ZM225 207V208H224ZM231 207V208H230ZM261 207V206H260ZM166 208V207H165ZM181 209V206L180 207H173V211L175 209H177L179 211V209ZM192 208V206H191ZM200 208V209H201ZM212 208L216 209V210H211ZM222 208V210H221ZM230 208V209H229ZM122 209V208H121ZM224 209V210H223ZM228 210V212L226 213V210ZM253 209V208H252ZM145 210V209H144ZM181 210V211H182ZM198 210V208L196 209V211ZM204 210V209H203ZM203 210L201 212H203ZM206 210V209H205ZM256 210V208L254 209V211ZM164 211H166L164 209ZM168 211V210H167ZM170 211V209H169ZM168 211V212H169ZM176 211V210H175ZM176 211V212H178ZM181 211H179V215L180 216H183V212L181 214ZM196 211L194 209V212L196 214ZM207 211V210H206ZM216 212L218 215L222 216L220 218H216V216H218L216 213H210V212ZM223 211V212H222ZM225 211V212H224ZM253 210H251L252 212ZM135 212V211H134ZM167 212V215L168 217L170 216V214H168ZM171 212V211H170ZM175 212V213H176ZM193 212V211H192ZM201 212H197L198 215L197 216H194L193 217H200V214ZM203 213V214H204ZM220 213V214H219ZM156 214V213H155ZM161 214V213H160ZM173 214V215H172ZM171 215L174 217H176L174 213H172ZM188 215V213H186ZM186 214H184L185 217L183 218H186ZM212 215L214 216L216 214V216L214 217H209V215ZM214 214V215H213ZM225 214V215H224ZM242 214V215H241ZM244 214V215H245ZM166 215V217H167ZM88 216H91L90 219ZM127 216V215H126ZM163 216V214H162ZM179 216V217H180ZM204 215H202L203 217ZM86 217V218H85ZM88 217V218H87ZM118 217V216H117ZM132 217V216H131ZM150 217H151V221L149 223V225H145L144 226H147L148 230L147 232H151L152 230V233H149L150 235L148 236H157V233L155 234L154 232L158 231L159 233V230H160V235L162 234V231H164L165 227L168 226L166 223L165 225H161L163 224L162 221H164L163 219L166 220V218H159V221H157L156 218H154V215L153 214H150ZM189 216H187L188 218ZM193 217H190V218H193ZM200 217L199 219H202L203 221L199 222L197 224H201V226H203V223L205 222V224L208 222L210 224L209 221H211L212 219L208 220L207 221V215H205V218H202ZM126 218V217H125ZM129 218V216H128ZM135 218V217H134ZM172 218V217H170ZM186 218V219H187ZM197 218V220H198ZM227 218V217H225ZM224 218V219H225ZM256 218V217H255ZM85 219L87 220H93L94 221V225H93V228L90 230V233L87 234V229L86 226H85ZM131 219V218H130ZM129 219V220H130ZM181 219V218H180ZM179 219V220H180ZM185 219V220H186ZM206 219V221L204 220ZM213 219V220H214ZM223 219V218H222ZM222 219L219 221H217V225H219L220 223L224 224L225 222L222 221ZM257 219V218H256ZM169 220V218H168ZM167 220V221H168ZM177 219V221L173 220L174 223L173 224H176L175 222H178L179 221ZM183 221V224L188 227V225L190 226V224L186 225V222L181 219ZM189 220V219H188ZM194 220V219H193ZM171 220H169L168 222L170 223ZM172 221V222H173ZM181 221V222H182ZM119 222V223H118ZM121 222V223H120ZM166 222V221H164ZM167 222V223H168ZM171 222V224H172ZM180 222V221H179ZM195 222L194 224H196V221H192V223ZM214 223V221H212ZM216 222V220H215ZM220 222V223H219ZM207 223V225H209ZM251 223V222H250ZM248 223V225L250 224ZM121 224V225H119ZM170 224V225H171ZM172 224V225H173ZM180 224V223H179ZM196 224V225H197ZM199 224V225H200ZM215 224V225H216ZM222 224V225H223ZM243 224V223H241ZM247 224V223H245ZM261 224L260 223V227H261ZM264 224V223H263ZM130 225V224H129ZM178 225V223H177ZM206 225V226H207ZM212 225V224H210ZM233 225V224H232ZM259 225V224H257ZM121 226V227H119ZM143 226V227H144ZM180 226V228H182V230H178V232H183V230L186 228L185 226L182 225H178V227ZM183 226V227H182ZM214 226V224H213ZM239 226V225H238ZM237 226V227H238ZM263 226V225H262ZM122 227L124 229H122ZM173 227V229L175 231L170 230L172 231L171 233L170 232H165L166 234H163L161 236H164V235H167V234H172V233H176V225L174 226H171ZM171 227L169 229H171ZM175 227V228H174ZM192 227V226H191ZM195 227H198L195 226ZM195 227H193V231L194 233L197 232V229H195ZM205 227V225H204ZM211 227V226H210ZM223 227V226H221ZM235 227V225L233 226V228ZM241 226H239L238 230L237 228H232V230H235V231H239L241 230L240 229ZM121 228V229H120ZM184 228V229H183ZM190 228V227H189ZM199 230H200V227H198ZM203 228V227H201ZM262 228V227H261ZM261 228H260V231L257 233L259 235V233L261 232ZM264 228V227H263ZM262 228V232H264V229ZM162 229V231H161ZM164 229V230H163ZM167 229V227H166ZM179 229V228H178ZM187 229V228H186ZM219 229H222V228H219ZM224 235L226 236L225 233H227L228 231V225L226 226V228L224 227ZM146 230V229H145ZM168 230V229H167ZM165 230V231H167ZM233 231V232H235ZM127 232V231H126ZM124 232V233H126ZM199 232V231H198ZM197 232V233H198ZM261 232V233H262ZM164 233V232H163ZM222 233V232H221ZM253 233V232H251ZM152 234V235H151ZM158 234V235H159ZM228 234V233H227ZM256 234V235H257ZM159 235V236H160ZM239 235V234H238ZM255 235V236H256ZM123 236V234H122ZM236 236V234H235ZM244 236V235H243ZM255 236L253 235L252 239L255 238ZM116 237V238H115ZM125 237V236H124ZM158 237V236H157ZM240 237V236H239ZM242 237V235H241ZM251 237V236H250ZM257 237V236H256ZM115 238V239H114ZM147 238V237H146ZM119 239V238H118ZM125 239V238H124ZM123 239V240H124ZM150 239V238H149ZM245 239V238H243ZM249 239V238H248ZM122 240V239H121ZM144 240V239H143ZM246 240H247V237H246ZM251 240V239H250ZM120 241V239H119ZM118 241V242H119ZM121 242V241H120ZM150 242L152 243V240L150 239ZM254 247H252V243L250 244V246L252 248H249L252 249L250 250L248 253L244 254L243 256H238L237 259L238 260H235L236 263L235 264H264V234L261 236L259 235L254 241ZM125 243V242H124ZM115 244V245H114ZM123 244V243H122ZM155 244V243H154ZM244 244V243H243ZM120 245V244H119ZM152 245V244H151ZM106 246V247H105ZM203 246V245H202ZM95 247V248H94ZM101 247H105V249H103L101 251ZM120 247V246H119ZM118 247V248H119ZM249 247V246H247ZM93 248V249H92ZM96 248H99V249H96ZM101 248V249H100ZM116 248V250L118 249ZM123 248V245L122 247ZM246 248V247H245ZM96 249V250H95ZM114 249V248H113ZM139 249V248H138ZM97 250L99 252L100 250V254L101 256L103 255L104 257H100V254L97 253ZM105 250V251H104ZM120 250V249H119ZM121 251V250H120ZM102 252V253H101ZM214 252V251H213ZM5 253H8V255H5ZM105 254V255H104ZM36 257V259H39L38 261L37 260H32V259H35L33 258ZM110 256V254L108 255ZM112 256V255H111ZM152 256V255H151ZM203 256V254H202ZM108 258V257H107ZM112 258V257H111ZM205 258V257H204ZM110 259V258H109ZM167 259V258H166ZM32 260V261H31ZM188 262V261H187ZM233 262V261H232ZM36 264V263H35Z\"/></svg>",
    "mask_w": 264,
    "mask_h": 264
},
{
    "label": "rangeland",
    "instance_id": "obj_2",
    "mask_svg": "<svg viewBox=\"0 0 264 264\" xmlns=\"http://www.w3.org/2000/svg\"><path fill=\"white\" fill-rule=\"evenodd\" d=\"M103 1H106V0H103ZM111 1H113V3L111 4V6L107 5V7H114V9L117 8V9L121 10L120 12H118V18H117L118 22L120 23L122 21L120 24L128 23L129 19H130L129 17H131V16L128 15V14L131 13L130 12L131 4L128 3V5L129 4L130 5L127 6L126 5L127 4L126 1H129V0H111ZM117 1H118V6H113V5H116ZM119 1H120V3H119ZM135 1H139L140 2V0H135ZM85 2L88 3L89 0L88 1L87 0H0V35H1L0 36V82L2 83V84L0 83V87H1L0 88V117L3 116V117H1L3 120L0 121V124H1V126H0V128H1L0 129V137H1V135H4V134H5L4 137L9 134L8 137L10 136L11 138H12V136L15 137V136H18V135H23V134H20L21 132H20V130L18 131L17 128L11 129L15 133L13 131H11V130L8 131L7 133H2L1 132V131H4L3 129L5 127H7L8 125L14 124V122H19V126H21V125H23V123L24 124L25 123H34L36 121H39V120H37L39 118L40 119L41 118L42 119L46 118L48 120L49 117L55 116L57 111L59 112L61 110H68V112L70 111L71 113L76 115V116H74V119H76V120L73 119L72 122L67 123L66 125L69 124V126H71L73 124L77 128V130H80V131L82 130L83 131L82 133H79L77 130L76 131L80 135H83L85 140H92V138H93V140H97V139H100V140L101 139H103V140L104 139H108L109 140L111 138H114V136H115L114 135L115 132L113 131L115 129L114 128V123H113L114 122L113 121L114 118H111L112 120L110 118H106L107 115L109 114V111L111 112L112 110H114V102H117L115 100L114 96L115 95L118 96L117 93L120 92L119 94H122V95H120V97L122 98L124 96V98H126V94L125 93L128 92L127 91V86L125 87L124 83H123L124 85L122 86L121 83L122 82H126V81H124V80H126V76L125 75L129 76L130 74H128V73H130V71H134V68H135L136 69L135 71H137V72H135V71L134 72L137 73V76H138V74L142 75V73H143L142 69H141L142 66H140V64H139L140 62H139L138 59L142 58L143 54H144L143 55L144 59L142 58L143 60L140 59V61L141 60L142 61H144V60L149 61V62H147V66L151 64V57H152V55L150 56L151 53L149 54L147 50H146L147 51L146 53L144 51V49H145L144 47H146V49H147V47L151 46V45L147 44L148 46H144L143 49H142V51H144V53L140 52V54H138V52L141 51V49H139V47H137V49H139V51L130 49L129 52L131 50H132V52H135V51H137V52H135L133 54L132 53L129 54V52L125 50L129 46L128 45V46H126L125 49H123L125 52H128L127 55H126V53H124V54L121 53L123 51L122 47H121L122 46L121 45L122 42L120 43L119 39H118L119 41L117 39H115L117 41H114L113 39H112V41L106 40L105 41L106 45H104V43L103 44H99L98 40L100 39L99 42L101 41L102 35L104 34L103 30H101V32H102L101 33L96 28H95L96 30H94L93 26H92V30H91L90 25L87 26V24L85 22H84L85 24L83 26H85L86 28L82 27L81 24L79 25L80 27H77L78 24L75 21L76 19L74 18V16H75L74 12H76V10H78V9L82 10L85 7H87L86 6L87 4ZM90 2H96V1L90 0ZM97 2H102V0H97ZM83 3H85V4H83ZM79 4H81V5L79 6ZM119 4H121V5L119 6ZM72 5H74V6H72ZM83 5H85V6H83ZM259 5H264V0H252L250 5H249V7H248V9H247L248 13H246V16L249 13L251 14L250 18L248 20L246 18L247 21L245 20V17L242 18V20H241V17L239 18L240 14H237L238 16L236 15V17H234V19H236V21L235 20L233 21L234 22V24H233L234 27L231 26L229 31H227L228 29L226 30V28L223 29V33H225V31H227V33H225V34H223L222 31H220L221 28L218 25H217V29H216V26H215V29L216 30L219 29L218 31H220L221 34H219L218 31H216L215 29L212 31V29L214 28V25L211 26L207 20L202 25H200V27H202V28L200 29V27H199V30H201V31L198 30L196 35L199 34V36H200V34H202V31H203V35H205V36L201 35V37H202L201 40H202V42L205 40V42L204 43L200 42L201 40H200L199 36H197V37H199L197 39H198V41L200 40L199 41L200 43H202L203 45L205 44V45H204V47H202L203 45L201 44L202 45L201 46L202 49L200 48L201 51H200V55H199V57H200L199 63H200V69L201 70H199V76H200V78L202 80H203V77H204V82L203 81L202 82L205 85H202L201 88L202 89L204 88L203 90H206V95L209 94L206 97L207 100L209 99L208 103H207V100H206L204 108H203L200 116H198L196 119L194 118L195 119V122L193 124L194 126H193V128L190 127L192 130L187 125H185V121H182V123H181V121H179V124H176V126H175V123L170 124V125H168V124L162 125V126H164V129L160 128L162 126L155 127V128H153V129H155V131L153 129H151V135H149V138H150V136H151V138L149 139L148 142H146V144H145V146L143 148L145 155L146 156L148 155L151 161L156 159V158L158 159V161H163V160H166V159H169V158L172 159V160H175L176 162H177V160L178 161L182 160L179 163H180V167L183 170L181 169V172L171 171L169 173H165L164 170H163L164 167L162 166L159 171H156V173L158 172L157 173L158 176L156 175V179L154 177L153 179L150 178V181H146L145 179L142 178V179L139 180V182L135 181L137 184L139 183L137 187H136L137 184L135 185V187H134V185H132L134 180H135V179H133L132 180L133 182L129 181L132 184L126 183L125 187L121 186V189H119V186H118L116 188L117 192H118L117 193V204L120 203V206L118 205V211H119L118 213L119 214H116L115 216L120 221L121 220L120 219L121 218L120 215L122 213L123 215H125L124 218H122L123 220H121L123 222L122 224H125L124 223L125 221L128 224H125V226H127L125 229L122 227V229H124L123 233H122L123 236H122V234L120 236H117L120 239L121 242L119 241L118 238L115 237L119 242L115 240V242H117L116 243V247L112 246L114 249L113 248H112V250L110 249L109 250V251H111L110 253L107 254L108 249L106 250V248H105L106 246L105 247H101L102 249L100 248L101 251L103 249L106 250V255L104 254L106 256V258L103 255L101 256V254L99 253L100 250H99V252L97 250V253L100 254V257L101 258L104 257V260H102V259L99 260L98 264H235L236 263L235 260H238L237 257L238 256L241 257L244 254L248 253L250 250H252V249L249 250V248L254 247V242L253 241L259 235L261 236V234L262 235L264 234V232H262V228L264 227V224H263L264 223V205H263L264 202H261L262 200H264L263 199L264 196L263 197L260 196V198L258 197V195L260 194L261 189L264 188V176H263L264 174L262 175V172L260 171L261 168L262 169L264 168V165H263V167L260 166V163L264 164V125L262 126L263 127L262 129L260 127L261 130H257L256 131L257 132L256 134L258 135L257 141L256 140L252 141V144H255L256 146L250 144L251 143L250 137L252 136V134H250V133L252 132V130H254V126H256L255 125L256 121H258L259 119L260 120L258 122H260L261 120L264 121V71H262L260 66L251 67L252 70L249 69L250 67H248V68L245 67L244 69L241 68V67L240 68L236 67L235 64L233 63L235 61L234 58L236 56V52L234 53V51H232V53H233L232 54V53H230V50L228 48L229 47V43H231V41L234 42L236 39H238V42H239L240 45H242L243 42L246 43V44H243V46H241V49L239 48L240 47V45H239L238 49L243 50L245 48V46L248 47L249 48L248 52L250 54H253L255 52V54L253 55V58H255V55H257L256 53H257V50H258V48L256 50V45L259 46L260 43H258V42H260V41L258 39H261L260 36H258V37L255 36V34H256L255 32L258 31L261 28L260 25H261V23L264 20V13L260 12V11H258L256 9V7L259 6ZM76 6L77 7L79 6V7L76 8ZM66 7H68V8L66 9ZM74 7H75V11H74ZM103 7H106V6L103 5ZM50 9H52V10H50ZM68 12H72L73 13L72 17H70L72 13H68ZM128 12H130V13H128ZM66 13H68V14H66ZM69 14H70V16H69ZM11 18H14L15 20L11 19ZM119 18H121V19H119ZM125 18L127 19L128 22L124 21ZM21 19H22V21H21ZM48 19H50V20L48 21ZM238 19H239V22H238ZM72 20H74V21H72ZM19 22H20V24H19ZM72 22H75V24H77V26L74 23H72ZM11 23H13V24H11ZM59 23L61 25H59ZM119 23L114 25V29L117 28L116 26ZM38 24H39V26H37ZM207 24L209 25V27H208ZM72 25H74V26H72ZM206 25H207V27H206ZM257 25L259 26L258 29H257ZM35 26H37V27L34 28ZM88 27H89V29H87ZM211 27H213V28L211 29ZM39 28H42V29L40 30ZM76 28H78V29H76ZM118 28L121 29V27H118ZM204 28H205V31H207L206 29H209L208 30V34H206L207 32L204 34V32H205ZM232 28H233L234 32H233ZM34 29L36 30V33L32 32V31H35ZM77 30H79V31H77ZM89 30L92 31L91 34H90ZM124 30H127V29H124ZM28 31H29V36L31 34L32 37L31 36L29 37L27 35ZM46 31H47V34H45ZM81 31H82L83 36L81 34ZM239 31H240V33H239ZM251 31L253 33H255L254 36L252 34H250ZM64 32H67V33L70 34V37L66 41L63 40V38H64L63 37L64 36L63 33ZM71 32H72V36H71ZM73 33H75V34H73ZM100 33L102 35H98ZM43 34H44V36H42ZM96 34L99 37L96 36ZM92 35H93V38H92ZM59 36H61L62 38L59 37ZM85 36L87 37V39H86ZM211 36H213V37H211ZM15 37H17L16 40L18 42L21 39V42L19 43V45L21 43L23 44V45L21 44L22 46L20 45L16 49L14 47L18 46V43L15 41ZM83 37H85V38H83ZM222 37H224V39ZM249 37H250V39H249ZM89 38H92V39L90 40ZM25 39H26V42H25ZM36 39H38L39 43L37 42ZM60 39H61V41H60ZM95 39L96 40L98 39V40L96 41ZM126 39L128 40L129 37L123 39V46H125L124 44H126V45L128 44V43H125V41H127ZM213 39H214V41H212ZM217 40H218V42H217ZM63 41H65V43L67 42L69 44L68 46L66 44L67 47H69L70 45H71V47H73L75 45V43H76V46H74V48H72L73 49L72 51H75V53L78 51L77 52L78 54L77 53L76 54L75 53L71 54L70 53L71 51L68 53L67 51L70 50L71 47H70V49H68V48H66V46L65 47L62 46V44L63 45L65 44ZM23 42H25V43H23ZM112 42L113 43L115 42L114 44L116 46H114V45L112 46ZM79 43H80V46H77V44L79 45ZM217 43H219V44H217ZM254 43H256V44H254ZM13 44H15L14 46H12L14 48V50H13V48H11V45H13ZM72 44H73V46H72ZM24 45H26L25 48H24ZM91 45H92V49L90 47ZM107 45H109V46H107ZM119 45H121V46H119ZM83 46H84V48H83ZM118 46L121 47L122 51L119 50L120 48H118ZM134 46H135V44H134ZM6 47H8V48L5 51L4 48H6ZM34 48L36 49L35 51H37V52H35L33 50ZM93 48H95L96 50L93 49ZM132 48H133V46H132ZM8 49L11 52H9V51L7 52ZM30 49L33 50L34 54H33V52L32 53L28 52ZM97 49H98V51H97ZM134 49H136V48H134ZM238 49H237V51H238ZM250 49H252L254 52L252 50H251L252 51L251 52ZM15 50H16V52H18V51H20V52L16 53ZM61 50H67V51L64 52V51H61ZM84 50H86V51H84ZM103 50H105L106 52H104ZM3 51H5L6 53L5 52L3 53ZM13 51H14V53H13ZM39 51L42 52L43 54L40 53ZM79 51L80 52L82 51V53H80ZM27 52H28V54H27ZM9 53L10 54L12 53L11 54L12 56L9 55ZM24 53H26L27 55L24 54ZM65 53L66 54L68 53V54L66 55ZM70 54L72 55V57H70L71 59L70 58L67 59V57ZM89 54H91V55L89 56ZM121 54H123V56ZM41 55H42V57H41ZM84 55H85V57H84ZM100 55H102V56H100ZM138 55L139 56L141 55V57L137 58ZM13 56H14L15 59H13ZM55 56H58V57H55ZM87 56H89V57H87ZM11 57H12V59H11ZM16 57H17V59H16ZM21 57L23 58V61H22ZM62 57H64V58H62ZM251 57H252V55H251ZM18 58H19L20 61H18ZM30 58L32 59V61H30ZM44 58L46 59L45 61H44ZM216 58H217V60H216ZM24 59L26 61H24ZM120 59H122V60H120ZM10 60L12 62H15V60H16V62L14 64H12V62ZM47 60H49V61H47ZM66 60H67V62L70 60L68 62V64H70L69 66H68V64H65ZM27 61L29 62V65H30L29 67H28V65H26V64H28ZM34 61H35V63H34ZM36 61H37V63H36ZM46 61H47L48 68H47L46 63H45ZM58 61H60L62 63L64 62L62 65L65 64L66 67L70 69V71L66 70L67 72H65V73H69V74L71 73L70 76H69V74H67V75L64 74L65 70H63V69H67V68L64 67L65 65L61 66V63L58 64ZM116 61H118V62H116ZM205 61H206V64H205ZM17 62H20V63L25 62V63H23L24 64L23 65V64H19ZM31 62H33V63L31 64ZM75 62H77V64H75ZM38 63H39V65H38ZM143 63H145V62H143ZM50 64H51L52 67H50ZM56 64H58V65H56ZM73 64H75V65L73 66ZM112 64H113V66H112ZM25 65L27 66V68H26ZM43 65H44V67H43ZM59 65H60V68H62V69H60L61 71L59 70L60 72L58 71V68H57ZM204 66L206 68H204ZM11 67H12V69H11ZM20 67H22L21 70H20ZM23 67L26 68L27 70H29V71L26 70V73H28L27 75H25L26 73H24L25 70H24ZM53 67L55 68L54 70H53ZM145 67H146V65H145ZM40 68L44 71L43 73H42V71L40 72V70L38 71V69H40ZM50 68H52V69H50ZM75 68H77V70H75ZM48 69L50 71H47ZM62 70H63V72H62ZM216 70H218L217 73L215 72ZM21 71H23V72H21ZM219 71H221L222 75L220 74ZM9 72H11V73H9ZM30 72H31V74H30ZM134 72H133V74L132 73L131 74L134 75L135 74ZM22 73H23V75H22ZM47 73H50V75H46ZM60 73L62 75H64V76L66 75L65 78H67L68 76L71 77V79L69 77L67 78V79L70 80L69 81L70 83L67 81V79L66 80L62 79V78H64V76L62 78H58V76L59 77L61 76V75H59ZM80 73H81V75H79ZM92 73H93V75H92ZM210 73H212V75ZM214 73H215V75H214ZM51 74L53 76H51ZM56 74H58V75H56ZM72 74L75 75V77H77V75H78L79 78H81V76H82L83 77L82 81H84V79H85V82H88L89 84H83V86H82V84H81L82 82L80 81V79L78 77L75 78L74 76H71ZM84 74H86V75H84ZM117 74H118V76H116ZM121 75L125 76V79H124V77H121ZM132 75L129 76L130 83H132V81H133L134 85L137 83L136 86L138 87L139 86L138 82H137L138 79H137V81L135 83L134 82L135 81V77H134L135 75L134 76H132ZM19 76H26V77H21L20 78ZM30 76H32V77H30ZM93 76H95V77L93 78ZM128 76H127V80H129ZM131 76L133 77V79L131 78ZM209 76H211V77H209ZM235 76H236V78H235ZM115 77L116 78L120 77V79H115ZM30 78H31V80H30ZM39 78H41L42 80L41 79L38 80ZM45 79H47V82H46ZM72 79H74V81H71ZM52 80L55 81V82H53ZM86 80H89V81H86ZM21 81H22V83H21ZM42 81L45 82V84ZM61 81L63 82V84H62ZM75 81H76L77 84L79 83L80 86L76 85ZM111 81L113 82V84H112ZM114 81H116V82L114 83ZM32 82H33V84H32ZM39 82L42 84V86H41V84ZM72 82H74L75 84L72 83ZM20 83H21V85H20ZM47 83H48V85H47ZM6 84H7V86H6ZM8 84H10V85H8ZM12 84H14V85H12ZM22 84H24V85H22ZM64 84H66V85L67 84L68 85L69 84L70 85L74 84V85L73 86L71 85V88L69 89L68 85L67 86L65 85V87L63 88ZM115 84L117 85V87L115 86ZM26 85L27 86L29 85L31 88L29 87L30 89H27ZM85 85H88L89 88L87 86H85ZM127 85H130L129 82L127 83ZM18 86L21 89H19ZM20 86H23V87H20ZM59 86L61 87L62 90L60 88H58ZM81 86L84 87V88H87L88 90L87 89H86L87 91L84 90V88H82ZM35 87L37 89H35ZM44 87H45V89L43 90ZM76 87H78V88H76ZM80 87L82 88V90H81ZM114 87L117 88V89L115 90ZM118 87H120V89L126 88V91L119 90ZM10 88H13V91ZM17 88L19 90H16ZM50 88H52V89L50 90ZM75 88L77 90L79 89L81 92L83 91L84 94L80 93V92H77V90ZM135 88L132 89V91H129L130 93H132V95L135 93V91L137 93L139 91L143 92V90H145V89L148 91V89L146 87L144 89H138V91L135 90ZM206 88H208V89H206ZM231 88H233L234 90H232ZM2 89H3L4 92L2 91ZM25 89L29 90V91H27L28 93H26ZM31 89H32V91H30ZM58 89H60V90H58ZM71 89H73V90H71ZM95 89H96V91H95ZM107 89H109V90L105 91ZM209 89H211V90H209ZM89 90H91V91H89ZM133 90H134V93H133ZM14 91H21L23 95L22 94L18 95L17 93H19V92H14ZM52 91L54 92L53 96L51 95L53 93ZM60 91H61V93L58 94ZM65 91H66V93H65ZM72 91H73V93H72ZM113 91H115L116 93L113 92ZM10 92H12V93L10 94ZM87 92L89 93V96L86 95V94H88ZM220 92H221V94H220ZM228 92H229V94H226ZM29 93L31 95H33L32 96L33 98L30 96ZM62 93L63 94L65 93L64 96H63ZM70 93H71L72 96H70ZM75 93H76V95H75ZM77 93L79 94V97H77V95H78ZM90 93L92 95H90ZM93 93H95V94H93ZM55 94H57L58 97H60V98L56 99L57 95H55ZM80 94H82V95H80ZM96 94H97V96H96ZM110 94L114 95V96H111ZM148 94H150V96L153 98V101H152L151 98H149V96L146 98L147 101L151 100V102L150 101L147 102V103L151 104L150 110L156 108L155 110L152 111L153 113H156V114H154V115H156V117H157V114H164L165 111H166L165 110L166 104H164V102H165L164 99H163V101L160 100V103H159L158 102L159 98H157V100L154 98L155 97L154 94H157V93H150L149 92ZM26 95H29V96H26ZM100 95H101V97H100ZM152 95H154V96H152ZM23 96H25V97H23ZM82 96L85 98V100H84V98ZM91 96H93L94 98H90ZM136 96H137V94H136ZM72 97H73V101L71 100ZM98 97H99V99H98ZM120 97L119 96L117 97L118 101L119 100L121 101ZM127 97H129V96H127ZM134 97L135 96L133 95V99L130 98V97H129V99L130 100H134V99L137 98V97L136 98H134ZM159 97H160V95H159ZM216 97H218V98L220 97V99H218ZM10 98L11 99L13 98L12 102H11ZM47 98L50 99L49 102H48ZM67 98H68V100H67ZM20 99H22V100H20ZM35 99L37 100V103H35ZM51 99H53V101H51ZM82 99H83V101H81ZM88 99H89L90 102L92 100L94 102L92 101L90 103L88 101ZM90 99H92V100H90ZM129 99H127V100H129ZM33 100H34V102H33ZM40 101H42V102H40ZM15 102H17V105H16ZM82 102L83 103L85 102V104H87V105L83 104ZM95 102H97V103H95ZM161 102H163V103L161 104ZM34 103H35V105H34ZM39 103H41V104H39ZM12 104H14V105H12ZM149 104H148V106H150ZM2 105H3V107H2ZM30 105H31V109H28V108H30ZM55 105H60V108H59V106H57L58 108L55 107ZM160 105H163V107H162L163 110H160L161 109ZM15 106H18V107H15ZM46 106H48L49 111H48ZM49 106H51V107H49ZM90 106L92 108L91 110L89 108ZM250 106H251V108H250ZM54 107H55V110H52L51 108H54ZM84 107H86V108H84ZM23 108L24 109L27 108L26 110L29 113L27 111H25ZM221 108H222L223 111L221 110ZM16 109H18V110H16ZM73 109L77 110L79 112V114H77V111L75 113V111ZM84 109L86 110V112L84 111L85 113H87V111H88V113L90 112L89 114H92L93 116L89 115V114H85L83 112ZM30 110H32V111L30 112ZM44 111H46L48 114L46 112H44ZM10 112H12V113H10ZM23 112H25V113H23ZM26 112L28 113V116L30 115L29 117L27 116ZM14 113H17V116H15L16 114H14ZM21 113L22 114H26V115L23 116ZM42 113H44V114H42ZM7 114H8L9 117H7ZM19 114H21L22 117H19L20 116ZM4 115L7 118L4 117ZM32 115H33L34 118L32 117ZM45 115H47V116H45ZM49 115H51V116H49ZM85 115H87L88 117L85 116ZM85 117H87V118H85ZM158 117H159V115H158ZM4 118H5V120H4ZM9 118L10 119L11 118L14 119V121L12 119L10 121ZM21 118L24 120L23 123H22L23 120ZM28 118H30V119H28ZM92 118L94 119L93 121H92ZM247 118H248V120H247ZM100 119H102V121H100ZM47 120H46L47 124H48V122L52 123L51 122L52 119H50L48 121ZM88 121H90V122H88ZM91 121H92V123H91ZM98 121H100L99 122L100 124L98 123ZM10 122L12 124H10ZM44 122H42L41 126L43 128L45 126V130H46L47 124L44 123ZM111 123H112V125H111ZM176 123H178V122H176ZM103 124H104V126H103ZM14 125H16V124H14ZM73 125H72V128H74ZM50 126H54V125L53 124L49 125L48 128H50ZM185 126H187L188 129ZM42 127H40V128H42ZM183 127H184V129H183ZM158 129H159V132L157 133L156 131H158ZM178 129H180V130H178ZM189 129H190V132H189ZM72 130L73 129H71L69 132H71ZM16 132H17V134H16ZM44 132H45L44 130L37 128V130H34L33 132H31V134L33 133L32 135L35 134V135L38 136L39 134L40 135L44 134ZM84 133H86V134H84ZM185 134H186V136H185ZM93 135H95V137ZM97 136H98V138H96ZM201 136H203V137L201 138ZM8 137L6 136L7 139H11L10 137L9 138ZM7 139H5V140H7ZM248 140L250 142H248ZM109 141H111V140H109ZM192 142H193V144H192ZM256 142H258L259 144L256 143ZM202 143H203V145H202ZM245 143H246V145H245ZM247 143L249 145H247ZM260 145H261V147H260ZM224 148H226V149H224ZM244 148H246V149H244ZM114 149H115L114 151L116 152L115 146H114ZM140 149H142V148H137V147H131L130 149L126 148L125 149V155L122 156L123 161H127L128 159L131 160L133 158V156L136 155L135 153L138 152L137 150H140ZM171 151H172V154L170 153ZM115 152H114V155L116 154V156H117V152L116 153ZM93 154H94V156H93ZM97 154H99V153H92L91 157H93V159L101 158V156L97 155ZM137 155H139V154H137ZM205 156H207V157H205ZM206 158L208 159V161H207ZM140 161H141V163H140ZM207 162H209L210 164L207 163ZM130 163H131L130 165L132 167H138L139 168V167L146 166L145 165L146 164L145 161H142V160H137L136 163H135V161H130ZM214 163H216V164H214ZM183 164H184V166H183ZM213 166H214V168H213ZM207 168H208V170H207ZM263 173H264V170H263ZM188 175H192V176L194 175V176L193 177L191 176L192 178L190 179V176H188ZM196 175H198V177ZM205 176H207V177H205ZM158 177H160V178H158ZM195 177H197L196 180H195ZM193 178H194V180H193ZM208 180L211 181V185L212 186L209 185L210 182ZM153 181H154V183H153ZM155 181L156 182L158 181L157 185H155L156 184ZM160 181H162V182L159 183ZM192 181H196L197 187H196V184L193 185ZM149 182H150V184H149ZM186 182H187V184H186ZM200 182L201 183H203V182L205 183L204 187H205V189L207 187V192H208V190L210 192L212 190V192H213L214 189H219L220 190L221 189L220 187H222L221 190L225 189L224 191H226V188L228 189V191L231 190V191H229L230 195L226 196V197L225 196L223 197V195L221 196L220 195L221 190L219 192H218V190H216L215 192L218 193V194L215 193L216 195L214 193H211V195H209V192H208V196H211V198L207 199V196H206V200L205 201L203 200L205 198H202V200L204 201V204H203L202 200H200L201 199L200 196H204V195H199V194L204 191V189L202 190V188H201V187H203L204 183L201 184ZM250 182H251V184H250ZM253 182L256 184L255 185L256 187H254L253 190L251 189L252 190V194H251L249 192L251 190L248 191L245 188V186H246V183H248V184L251 185L250 187H253V185H254ZM191 183L193 185V189L192 190L190 189L191 191L189 190V192H188L189 194L187 193L186 195H182L183 192L181 194V191H180L181 187L182 188L184 186L191 187L192 185L191 186L189 185ZM127 184H129L130 187ZM184 184H186V185H184ZM206 184H207V186H206ZM230 184H232V185H230ZM239 184H241L240 187H242L244 185L243 188H241V189H243V192H244L242 194V196L244 197L246 195L245 198L248 199L247 200L248 202L250 200L249 197L251 195L254 196V197L252 196V198H253V200L254 199L255 200L254 201L251 200L249 206L246 203L247 201L246 200L244 201L243 198H241L242 197L241 194L239 195V196H241V197H239V199L242 200V201H240L239 199L237 200V195L236 194H238L239 192H235V191L233 192V185L235 186V188H238ZM248 184H247V187L249 186ZM131 185H132V187H131ZM139 185H140V187H139ZM178 185H179L180 188L178 187ZM257 185L263 186V187L259 188V187H257ZM175 186L177 188H175ZM133 187L137 188V189H133ZM160 187L163 188V189H161ZM159 189H161V190H159ZM164 189H165V191H163ZM187 189H188V187H187ZM196 189H198V190H196ZM258 189H260V191ZM262 190L264 191V189H262ZM228 191H226V192H228ZM246 191H248V193L250 195H248V193H246ZM253 191H254L255 195L253 194ZM257 191H259L258 195H256ZM263 191H261L262 193L260 195H264ZM122 192L124 193L123 196L121 194ZM169 192H170V194L172 196H169V194H168ZM171 192H173V194ZM179 192L181 194V197L179 195ZM204 192H206V190ZM204 192L202 194H204ZM240 192L242 193V191H240ZM137 193L139 194V196H138ZM164 193L168 197H170V198H172L174 200H177L178 203L176 201H174V200L173 201L172 200L169 201L168 197ZM229 193H226V195H228ZM234 193H236V194H234ZM212 194H214L215 196L213 195V197H212ZM174 195H177L178 198H177V196H174ZM187 195H190L191 197H189V198L185 197ZM235 195H236V197H235ZM182 196H184L185 198L184 197L182 198ZM255 196L258 198V202H260L259 204L257 203ZM165 197H167V198L165 199ZM229 197L231 199H233L232 202L229 201L230 200ZM122 198H123V200H122ZM214 198H216L217 201L214 200ZM219 198L221 200L223 199L222 201H223L224 204L227 201L230 202V205H232L234 202L235 203L238 202L239 204H237V205L239 207H241V204L244 206V203H243V201H244L245 204L248 206V208H250L249 209L250 213H248V212L246 214L244 213L245 215L243 214V218L238 219L237 221L231 223V225H230L228 223L229 222L228 218H229V215L232 213L231 210L232 209L234 210V212H235V213L233 212L234 214H238L239 212L243 211V210H239V212H238L237 209H239V208L236 207L237 205L235 206L233 204L237 209L235 207L233 208L231 206L232 207V209L230 210L231 213L227 214V216H225L227 218H225L224 216L223 217L220 216L221 215L220 213H219L220 215H218L216 213L217 211L216 212L215 211L214 212H210V213H216L218 216H216V214L215 215L213 214L214 216H216V218H220V217L223 218V219L222 218L221 219L225 223L224 224L222 223L223 224L222 225L220 223L221 219H218L220 221L219 222L220 224L217 225L216 223H217L218 220L214 219L215 217L212 216L211 214L209 215V217H214L213 218L214 220L212 218H208V214L204 213V211L208 213V209H210V206H212V207L213 206L217 207L216 205L220 206L219 204H221V203H219V202H222V201ZM162 199H163V201H162ZM180 199H181V201H183L182 204H181ZM224 199H226V200L228 199V200L226 201ZM121 200L124 201V202H119ZM208 200H210V203L208 202ZM213 201H215V205H214ZM252 201H253V203L255 202L254 203L255 206L252 205L253 204ZM196 202H197V205H195ZM186 203H187V206H189L188 210H182V209H186L187 208V206L185 205ZM176 204L178 206H176ZM179 204H181L180 205L181 209H179V208L178 209H179V211L182 210L181 214L183 212V216L179 215L180 212L177 209H175V210L178 211V212H176L175 210L173 211V207H180ZM183 204H184V206H183ZM205 204H206V207H205ZM207 204H209V208H208ZM256 204H257V206H256ZM111 205L112 206L114 205V200L109 199L108 200V208H110L112 210V208L114 206L111 208ZM190 205L192 206V208H191ZM202 205H203V207H202ZM227 205L226 206L228 208L230 205L229 204H227ZM252 206H254V207H252ZM197 208H198V210L196 211ZM214 208H212L211 210H213ZM218 208H216V209H218ZM255 208H256V210L254 211ZM164 209L166 211H164ZM169 209H170L171 212L169 211ZM194 209H195L197 215H198L197 212L200 213L204 209L203 212H201L200 217H202V215H204L202 218H205V215H207L206 219H207V221L212 219L211 221H209L210 224H212V225H210L206 221V219H204V220L209 225H207V223L205 224V222L203 223V226H201L200 223H199L200 225L197 224L198 221L202 222L203 220L199 219L200 217L199 218L198 217H193V215L197 216L195 214V212H194ZM216 209H214V210H216ZM229 209H227V210L225 209L226 213L228 212ZM113 210H114V208H113ZM221 210H222V208H221ZM251 210H253V211L251 212ZM167 212H168V214H170V213L171 214L172 213L176 214L175 215L176 217L173 218V216H172L173 214L172 215L170 214V216L168 217ZM186 213H188V215ZM233 213L231 215H233ZM150 214H153L154 218H156L157 221H159V219L161 217L162 218L163 217L166 218V220L163 219L166 222L162 221L163 224H161V225H165V223H166L168 225V226H166L168 230L166 229V227L164 229L167 230V231H165L164 229H163L164 231H162V229H161V231H162L161 235L166 234L167 232L171 233L172 231H170V230L173 229V227H171V226H174V225L177 226L176 228L174 227L176 229V233H172V234H167V235L161 236L159 234L160 233V230H159V233H158V231L154 232L155 234L157 233L158 237L155 236V235L154 236H148V235H150L149 233H152V230H151V232H147V230H148L147 226L149 225V223L151 221ZM162 214H163V216H162ZM184 214H186V218H187V216H189V217L187 219L183 218V217H185ZM166 215H167V217H166ZM128 216H129V218H128ZM159 216H160V218H159ZM88 217L90 219L91 216H88ZM170 217H172V218H170ZM190 217H193V218H190ZM168 218H169V220H171L170 223L168 222L169 221ZM180 218L183 219L185 222L187 220L186 225L191 223L190 226L188 225V227H186L183 224V221ZM197 218H198V220H197ZM177 219L178 220L180 219L179 220L180 222L178 221V222H175L176 224H173L175 220L177 221ZM226 219L228 220L227 224H226V221H227ZM215 220H216V222H215ZM192 221H196V224L198 225V227H200V230H199L198 227H195L197 225L194 224L195 222L192 223ZM212 221H214V223ZM171 222H172L173 225L171 224ZM177 223H178V225H181V223H182V225L185 226L187 229L183 228L184 229L183 232L179 233L178 230H180V229L182 230V228H180V226L178 227ZM241 223H243V224H241ZM245 223H247V224H245ZM248 223H250V224L248 225ZM260 223H262L261 224L262 228L260 227ZM144 224L147 225V226H144ZM213 224H214V226H213ZM257 224H259V225H257ZM93 225H94V221L93 220L89 221L88 219L87 220L85 219V226H86V228H88L87 229V234L90 233V230L93 228ZM119 225H121V224H119ZM204 225H205V227H204ZM227 225H228V231H227L228 234L225 233L226 234V236H225L223 231L226 232L227 229L224 230V227L226 228ZM234 225H235L234 228H237V230L239 229L238 227L241 226L240 227L241 230H239L238 232L235 231V230H232ZM221 226H223V227H221ZM119 227H121V226H119ZM168 227L169 228L171 227V229H169ZM193 227H195V229H197V232L198 231L199 232L198 233L197 232L194 233L196 230L194 231ZM201 227H203V228H201ZM230 227H232V228H230ZM219 228H222V229H219ZM260 228H261V232L262 233L260 232L259 235H258L257 233L260 231ZM173 231H175V230L173 229ZM233 231H235V232H233ZM124 232H126V233H124ZM251 232H253V233H251ZM235 234H236V236H235ZM241 235H242V237H241ZM253 235L254 236L256 235L257 237L255 236V238L252 239ZM246 237H247V240H246ZM149 238L152 240V243L150 242ZM243 238H245V239H243ZM250 244L252 245V247L250 246ZM122 245H123V248H121ZM247 246H249V247H247ZM116 248H118V249L116 250ZM96 249H99V248H96ZM109 254H110V256H108ZM202 254H203V256H202ZM5 255H8V253H5ZM7 258H5V259L7 260ZM33 258H35V259H32L34 261L35 260H37V261L39 260V259H36V257H34V256H33ZM5 259H4V264H7V262L8 263L11 262L10 258L6 262H5ZM26 262H29V264H35V263L37 264V262H33V261H32V263H30V260H28ZM40 262L41 261H39L38 264ZM42 264H43V262H42Z\"/></svg>",
    "mask_w": 264,
    "mask_h": 264
}]
</instances>
